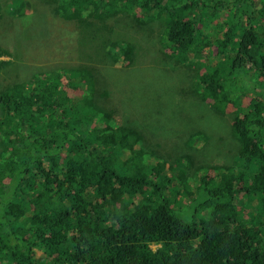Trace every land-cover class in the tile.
Here are the masks:
<instances>
[{
    "label": "trees",
    "instance_id": "trees-1",
    "mask_svg": "<svg viewBox=\"0 0 264 264\" xmlns=\"http://www.w3.org/2000/svg\"><path fill=\"white\" fill-rule=\"evenodd\" d=\"M50 1L85 36L100 35L113 16L121 30L107 26L89 54L92 63L64 70L85 84L78 100L59 88L66 75L59 70L35 71L29 83L0 88V264H23L28 238L45 249L35 264H264V0L260 9L257 0ZM26 4L8 6L20 13ZM222 10L225 19H218ZM216 19L211 39L208 26ZM128 29L133 39L125 41ZM211 42L221 51L213 66L191 57ZM156 47L187 77L197 68L186 86L159 93L160 111L113 82L119 60ZM96 62L105 64L106 76ZM146 69L139 72L142 96L153 84H170V74L152 68L147 77ZM202 109L224 116L232 109L231 125L221 131L228 142L216 136L232 158L219 184L192 169L175 141L163 147L169 154L162 165L144 162L149 154L136 113L163 122L162 136L171 139L180 126L205 122ZM195 138L184 144L193 149ZM237 164L241 170L232 172Z\"/></svg>",
    "mask_w": 264,
    "mask_h": 264
},
{
    "label": "rangeland",
    "instance_id": "rangeland-1",
    "mask_svg": "<svg viewBox=\"0 0 264 264\" xmlns=\"http://www.w3.org/2000/svg\"><path fill=\"white\" fill-rule=\"evenodd\" d=\"M9 2L10 0H0V50L3 51L0 55V62L4 63L0 65V88H5V86L11 87L17 83H29L33 80L35 71H39L41 73L40 76H44L48 72L55 70L64 71L70 67L80 69L85 67V65L89 66L92 63V61H89V54H93L94 56V49L102 40L101 36L106 32L107 26L113 25L115 29H120L119 25H117L118 28L114 25L115 18L119 16H113L110 20L105 19L103 23L105 29L99 32L100 35H97L94 31L89 36H85V34L81 33V29L77 24L75 25L73 22L66 21L56 14L54 11L55 5L50 0H26L27 4L23 9H20V13L12 11L10 6H8ZM262 5L263 2L257 0L255 7L256 9H260ZM16 8L19 9V7ZM98 10L100 11L101 9L99 8ZM136 11L138 12V10ZM226 14V10L219 11L217 18L225 19ZM87 21L92 23L97 22L91 18ZM216 22L217 19L208 26L212 31L211 39L214 37L213 33L215 31L213 30V25ZM202 28L204 27L202 26ZM126 35L128 37L125 41L133 39V30L128 29ZM83 38H85V41H83ZM210 44V46L205 45L202 52H195L193 56L189 53V56L194 60L202 59L209 66H213L220 58L221 51L217 50L214 42ZM137 49L129 60L126 62L119 60L116 63V66L122 65L123 68H120L116 72L118 78L114 79L113 82L116 88H131V90L138 94L139 101H144L150 109L160 111L162 106L160 104L159 93L164 92L166 94L170 89L176 90L186 86L193 79L191 75L196 72L197 68H193L187 77L186 68L176 63V59L171 61L173 56H170L169 60L159 55L158 47L155 48L158 52L157 54H155V49L149 50L151 53H147L145 49ZM170 53L171 51L168 50L167 54ZM162 63H166V66L164 67ZM96 65L99 67L100 72H105L104 63L96 62ZM131 66H134L137 72L131 71ZM143 67L145 69L148 68L146 69L148 73L147 77L154 76V72H150L152 68L159 70L161 74H170V84L160 82L155 86L153 84L150 90L146 91V96H142L139 90L138 79L141 78L142 73L139 72ZM198 71L203 72V67H200ZM131 72H136L134 74H137V78L129 79L128 76ZM103 73L101 76L105 80L104 76H106V72L104 76ZM68 81L77 84V88H71L67 84ZM107 86L111 87L109 83H107ZM59 88L66 91V93L70 92L72 94L71 98L78 100L83 94L85 84L78 78L69 79L66 72V75H63L60 80ZM261 94L264 95L263 89L261 90ZM164 95L161 96V99H163ZM262 98L264 96H260V99ZM231 110H226V115L224 116L218 113L211 114L202 109L198 112V115L202 116L209 113L206 116L208 119L203 122L205 117H202L180 126V132L178 135H174L176 140L175 137L170 139L168 136H162V133L165 132L162 126L163 122L150 119L144 112V119H142L136 113L134 122L138 123L140 127L138 131L141 132L140 135L145 139L143 150L149 154L148 161L143 157L144 162L153 166L160 165L169 154V152L163 150V147L168 149L174 146L175 141V143L189 153L188 165L190 162L195 163L192 169H198L201 175L207 173L206 175L211 176L215 181L214 185L219 184L220 177L224 173L226 175L230 173L228 169L226 170V167L230 164L232 158L231 154L227 153L228 146L224 147L223 142L216 136L224 135L226 137L224 142H228L229 134L227 132L221 133V131L227 125H231L229 123L232 120L229 114ZM191 124L195 126L194 129H191ZM91 126L95 125L91 124ZM91 129V127H88L89 131ZM106 134L110 140V136L116 135L117 132L112 131ZM95 135L100 137L98 134ZM191 135L194 138L197 137L195 139L198 140L195 141V144H198L193 149L184 144V141L189 139ZM216 146L218 149H216ZM138 150L139 146L136 145L134 151ZM128 154L130 152L124 150L122 157L124 156L123 158H125V156H129ZM167 169L168 165H165L164 172L171 174ZM231 170L232 172H237L241 169L237 164ZM132 201L137 202V197H134ZM22 244H25L24 251H22L24 253L23 264L33 261L32 264H35L41 256L43 257L45 249L35 246L33 240L30 238L22 242ZM149 246L155 249L157 245L151 243Z\"/></svg>",
    "mask_w": 264,
    "mask_h": 264
},
{
    "label": "bare ground",
    "instance_id": "bare-ground-1",
    "mask_svg": "<svg viewBox=\"0 0 264 264\" xmlns=\"http://www.w3.org/2000/svg\"><path fill=\"white\" fill-rule=\"evenodd\" d=\"M56 10V6L54 7V11ZM56 12V14H57V11H55ZM72 79V78H71ZM71 83H72V81H71ZM72 96V95H71Z\"/></svg>",
    "mask_w": 264,
    "mask_h": 264
},
{
    "label": "clouds",
    "instance_id": "clouds-1",
    "mask_svg": "<svg viewBox=\"0 0 264 264\" xmlns=\"http://www.w3.org/2000/svg\"><path fill=\"white\" fill-rule=\"evenodd\" d=\"M202 91H200V94H201ZM156 247V246H155Z\"/></svg>",
    "mask_w": 264,
    "mask_h": 264
},
{
    "label": "crops",
    "instance_id": "crops-1",
    "mask_svg": "<svg viewBox=\"0 0 264 264\" xmlns=\"http://www.w3.org/2000/svg\"><path fill=\"white\" fill-rule=\"evenodd\" d=\"M22 14V13H21Z\"/></svg>",
    "mask_w": 264,
    "mask_h": 264
}]
</instances>
